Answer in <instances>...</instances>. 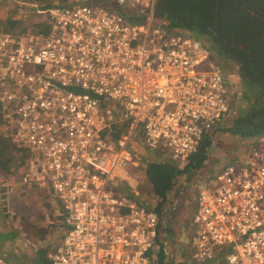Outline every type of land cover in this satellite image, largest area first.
I'll return each mask as SVG.
<instances>
[{"label":"built area","instance_id":"1","mask_svg":"<svg viewBox=\"0 0 264 264\" xmlns=\"http://www.w3.org/2000/svg\"><path fill=\"white\" fill-rule=\"evenodd\" d=\"M156 1L38 10L45 35L0 30L4 136L30 155L17 181L49 189L68 226L52 264H152L160 219L116 190L135 141L181 163L230 112L229 76L201 40L157 23ZM193 224L196 263L264 264V136L204 183Z\"/></svg>","mask_w":264,"mask_h":264},{"label":"trees","instance_id":"2","mask_svg":"<svg viewBox=\"0 0 264 264\" xmlns=\"http://www.w3.org/2000/svg\"><path fill=\"white\" fill-rule=\"evenodd\" d=\"M35 1L43 4L42 0ZM45 7L38 10L51 9ZM121 13L128 16L127 12ZM13 15H8L5 24L2 22V28L14 33L30 31L34 35H45L49 30L43 15L44 19L38 17L30 22L15 19ZM155 17L158 24L168 23L170 31L190 34L201 40L226 74H236L241 80L240 107L226 131L248 139L263 137L264 0H157ZM234 88L231 96L235 100L237 91L234 93ZM3 135V108L0 105V169L5 174L23 170L30 158L29 153L13 147ZM211 147L212 141L204 138L184 166L173 160L146 162L138 168L143 183L138 189V200H153L156 203L154 211L160 219L179 178L191 170H200L208 161ZM129 197L136 196L130 193ZM160 255L158 264H163L166 258L164 247Z\"/></svg>","mask_w":264,"mask_h":264},{"label":"rangeland","instance_id":"3","mask_svg":"<svg viewBox=\"0 0 264 264\" xmlns=\"http://www.w3.org/2000/svg\"><path fill=\"white\" fill-rule=\"evenodd\" d=\"M43 4L36 2L35 0H0V30L5 32L14 33L11 30L8 31L5 28H2L8 19V15H13L15 19H20V21L30 22L32 19L42 18V15L39 13L38 8L46 6L45 8L53 7H74V5H89L88 3L92 1L98 6H107L110 9L117 8L115 5L116 0H42ZM21 29V28H20ZM22 32V31H21ZM14 33L17 35L31 36L34 33L27 31L23 33ZM235 71V70H234ZM236 73V71H235ZM232 81L234 88V93L237 91V98L234 100L231 96V109L229 114L224 118V120L217 126L212 132L208 133L205 138H208L212 141V147L209 151L208 161L202 166L198 171L191 172L182 175L179 178L177 186L173 189V192L169 198L168 203L163 209V214L160 216V239L166 238L167 233L175 232V237L173 239L166 238L165 250L169 255L168 261L164 262L165 264H176L173 262L174 255L177 252L174 250V245L177 242L176 238L181 235V231L174 230V226L179 227L183 224L187 226V231L191 237L195 230V225L193 223L194 215L197 210V194L196 189L204 180L211 179L213 180L216 174L224 167L232 164L236 160L241 159L242 156L246 154L251 144L254 143L257 139H248L243 138L240 135H234L226 131L233 124L234 119L237 116L239 104V93L241 89V80L236 74L229 76ZM4 136V135H3ZM146 149V147H142ZM171 151L166 149L164 152L149 151L146 149V152L137 158L139 167H135L129 171V175L125 177L124 185L126 188H130V192L136 197L139 196L138 189L143 185L140 179L142 177L141 171L138 169L141 166L145 165L148 161H164L171 158ZM29 161V159H28ZM28 161L22 172L27 169ZM143 162V163H142ZM188 160L182 162V166L186 165ZM137 165V166H138ZM20 174V171H16V176ZM120 182V181H118ZM130 185V186H129ZM195 191V193L193 192ZM144 200V199H143ZM149 204L155 208L156 203L151 199H146ZM190 228V229H189ZM180 234V235H179ZM165 240V239H164ZM192 245L188 246L189 253H193ZM173 255V256H172ZM184 255H188V251ZM187 258V256L185 257ZM185 258L181 259L182 264H186L187 260ZM179 260L180 257H177ZM46 260V259H45ZM45 264H52L47 261ZM195 264V263H191Z\"/></svg>","mask_w":264,"mask_h":264},{"label":"crops","instance_id":"4","mask_svg":"<svg viewBox=\"0 0 264 264\" xmlns=\"http://www.w3.org/2000/svg\"><path fill=\"white\" fill-rule=\"evenodd\" d=\"M135 146L137 149L136 158H140L148 149L140 140L135 141ZM142 147H146V149ZM139 166L140 164L135 167ZM129 171L131 170L121 173L116 183L118 193L127 197L131 192L129 187L126 189L124 186L127 185L124 180L129 175ZM10 172L12 174H5L0 169V257L9 264H45L46 260L52 263L56 249L62 244L68 232L61 205L51 197L49 189H26L19 185V181H17L19 176L15 175L16 172L13 170ZM21 173L22 171L19 175ZM207 180L209 178L198 186L199 190L203 188ZM186 228V225L181 224L178 228L174 226L173 229H177L176 232L183 231L182 236H186V239L188 237L190 240L191 237ZM174 233H171L173 238ZM166 238L160 239L159 235V249L152 254V264L159 263L161 259L160 250L165 247ZM167 253L166 251L164 262L168 261L169 255ZM184 254L182 250L180 253L179 251L176 252L174 256L172 255L174 257L173 262L182 264L181 259L186 257ZM177 257L180 259L178 260ZM185 259L187 260L186 264H200L196 263L190 254Z\"/></svg>","mask_w":264,"mask_h":264},{"label":"flooded vegetation","instance_id":"5","mask_svg":"<svg viewBox=\"0 0 264 264\" xmlns=\"http://www.w3.org/2000/svg\"><path fill=\"white\" fill-rule=\"evenodd\" d=\"M198 187V186H197ZM198 191V188L196 189V192ZM195 193V191H193ZM172 233V232H171ZM171 233H167V236L169 239H172L173 237V234ZM183 231H181V235L179 236V238L177 239V242L175 243L174 245V250H176L177 252L179 251V253L181 252V250L185 253L186 251H188V254L189 253V250H188V246L190 244V240L189 238L187 237L186 239V236L183 237ZM175 237V236H174ZM176 253V252H175ZM188 256V255H186Z\"/></svg>","mask_w":264,"mask_h":264}]
</instances>
